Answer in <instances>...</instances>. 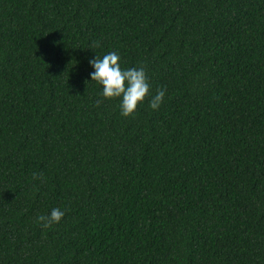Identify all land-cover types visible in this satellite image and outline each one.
<instances>
[{
  "label": "trees",
  "instance_id": "obj_1",
  "mask_svg": "<svg viewBox=\"0 0 264 264\" xmlns=\"http://www.w3.org/2000/svg\"><path fill=\"white\" fill-rule=\"evenodd\" d=\"M0 264H264V0H0Z\"/></svg>",
  "mask_w": 264,
  "mask_h": 264
},
{
  "label": "clouds",
  "instance_id": "obj_2",
  "mask_svg": "<svg viewBox=\"0 0 264 264\" xmlns=\"http://www.w3.org/2000/svg\"><path fill=\"white\" fill-rule=\"evenodd\" d=\"M92 46L99 47V44L93 42ZM88 64L92 69L89 73L90 81L101 86L99 96L105 100L118 99L121 116L132 115L146 96H150L148 101L150 109L155 111L160 107L165 90L160 89L154 95L150 94V86L142 65L122 68L120 56L116 52H108L100 58L94 56ZM63 216V210L52 208L46 216L40 215L37 220L43 229H47L59 223Z\"/></svg>",
  "mask_w": 264,
  "mask_h": 264
}]
</instances>
